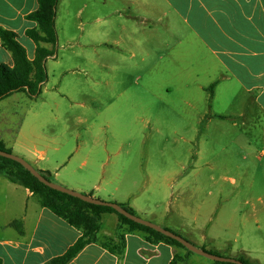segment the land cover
Returning <instances> with one entry per match:
<instances>
[{
  "label": "rangeland",
  "instance_id": "1",
  "mask_svg": "<svg viewBox=\"0 0 264 264\" xmlns=\"http://www.w3.org/2000/svg\"><path fill=\"white\" fill-rule=\"evenodd\" d=\"M92 5L78 17L58 1L56 44H43L53 55L45 63L48 79L41 93L30 98L17 92L0 100L4 148L26 161L25 150L62 160L60 174L88 173L77 156L69 160L76 150H90L101 177L118 186L116 197L101 194L100 200L135 206L139 217L188 241L203 235L206 248L215 245L217 255L228 257L235 249L234 256L257 257L264 264L263 140L251 139L254 145L247 149L253 128L231 115L236 106L214 107L222 117L211 116L209 65L185 58L199 56L198 48L153 40L144 45L149 53L144 61L135 47L133 58L128 52L121 60L113 42L124 22H97L109 12L101 0ZM126 11L125 16L132 14ZM126 31L143 36L134 26ZM22 42L32 54V42ZM261 133L262 126L252 137ZM50 179L71 189L54 175ZM103 227L114 230L107 222Z\"/></svg>",
  "mask_w": 264,
  "mask_h": 264
},
{
  "label": "crops",
  "instance_id": "2",
  "mask_svg": "<svg viewBox=\"0 0 264 264\" xmlns=\"http://www.w3.org/2000/svg\"><path fill=\"white\" fill-rule=\"evenodd\" d=\"M68 1L63 0L65 6L75 9L78 17L83 9L95 8L92 0H79L74 4H68ZM101 4L109 13L96 17L97 22L104 25L114 19L124 22L121 25L123 33L118 34L113 42L116 55L121 60L127 59L126 54L135 51V47L141 55L144 53V61L149 54L145 53L144 45L153 40L162 45H171L172 42L175 45L192 44L198 48L199 56L188 53L185 58L208 63L211 110L214 107L236 106L238 110L231 115L237 116L244 127L253 128L246 143L247 149L252 150V140L260 138L264 142V0H101ZM125 8L132 14L125 16ZM37 9L38 0H0V28L14 32L25 49L22 40L32 42V54L26 50L30 60L35 57L36 44L26 31L36 28L37 23L28 19V15ZM110 15L114 17L107 18ZM131 26L140 28L143 36H135V31L127 32V27ZM167 54L168 51L162 53L160 58L165 59ZM134 56L132 52L131 57ZM170 57L177 58L175 54ZM1 64L13 66V58L0 38ZM113 65L112 70L117 72L118 62ZM205 87L200 84L203 90L207 89ZM126 92L127 89L119 92V97ZM211 116L222 117L214 110ZM261 126V135L252 137L253 131ZM0 143L4 144V141L0 140ZM25 152L26 159L37 170L58 177L62 185L74 191L97 199H101V194L116 197L118 186L115 179L101 177L90 150H76L69 160L72 162V158L77 156L80 167L88 166L90 169L88 173H77L71 169L64 174L58 172L60 167H65L62 160L52 161L43 153L31 150ZM53 171H56L55 174ZM128 207L136 209L135 206ZM150 213L153 214L152 211ZM105 222L113 225L114 230L105 229ZM117 231V215L103 214L99 240L116 243ZM81 235L80 230L42 207L38 197L29 189L10 182L0 174L1 264H48L53 258L63 255ZM205 239L202 235L200 240L194 238L189 241L206 251L217 249L211 243L206 248ZM124 242L121 255L114 254L99 242L89 244L69 264H171L175 254L184 257L178 264H215L212 260L199 259L165 242L151 243L140 232L125 233ZM241 252L244 253V250ZM230 253L228 257L236 258L235 249H231ZM247 260L251 264H261L257 257H247Z\"/></svg>",
  "mask_w": 264,
  "mask_h": 264
},
{
  "label": "trees",
  "instance_id": "3",
  "mask_svg": "<svg viewBox=\"0 0 264 264\" xmlns=\"http://www.w3.org/2000/svg\"><path fill=\"white\" fill-rule=\"evenodd\" d=\"M58 1L38 0V9L28 15V19L37 23L36 28L26 31V35L36 44L33 60L28 58L26 49L18 41L17 35L14 32L0 28L2 44L11 53L13 58V66L7 64L0 65V100L17 92H24L30 98H35L41 93V88L48 79L45 63L53 55V51L43 46V44L53 46L56 44L55 19ZM0 149L8 151L4 148L3 143H0ZM38 171L48 180L52 181L48 172ZM0 174L4 175L10 182L29 189L38 197L42 207L49 209L55 215L82 232L81 237L74 245L63 255L50 260L48 264H69L87 245L98 242L114 254L121 255L125 247L124 234L133 232L143 233L147 241L151 243L165 242L185 250L188 254H194L178 241L152 228L131 221L110 207L90 204L44 185L16 161L0 156ZM120 205L130 213L136 215L132 208L124 204ZM105 213H114L118 217V242L116 243L99 240L101 219ZM211 253L217 254L216 252ZM236 259L242 261L243 264H251L242 256L236 257ZM182 260H184L183 256L175 254L171 264H178ZM213 262L215 264H234Z\"/></svg>",
  "mask_w": 264,
  "mask_h": 264
},
{
  "label": "water",
  "instance_id": "4",
  "mask_svg": "<svg viewBox=\"0 0 264 264\" xmlns=\"http://www.w3.org/2000/svg\"><path fill=\"white\" fill-rule=\"evenodd\" d=\"M0 156L18 162L44 185H46V186H48L54 190H57L59 192L66 193L70 196L78 198L84 202L94 204V205L110 207V208L114 209L116 212H118L119 214H122L123 216L128 218L129 220L134 221L138 224L147 226L149 228H152V229L164 234L165 236L170 237V238L178 241L186 249H188L189 251H191V252H193L199 256H202L204 258H207L209 260L216 261V262L243 264L242 261H240L239 259H236L234 257H224V256H220V255L211 253L209 251H205V250L195 246L194 244H192L190 241L186 240L182 236L177 235L174 232H172L166 228H163L161 226H158V225H156V224H154V223H152L146 219H143V218L139 217L138 215L130 213L129 211H127L124 207H122L118 203L103 201V200L94 198L92 196H89V195H86V194H83V193H80V192H77V191H74L71 189H67L61 185L55 184V183L51 182L50 180H48L46 177H44L31 163H29L28 161H26L22 157H19L17 155H14L8 151H4L1 149H0Z\"/></svg>",
  "mask_w": 264,
  "mask_h": 264
}]
</instances>
